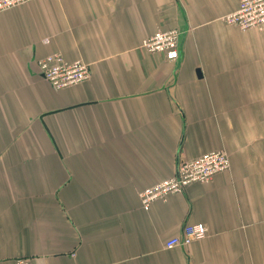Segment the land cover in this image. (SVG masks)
Here are the masks:
<instances>
[{"label":"crops","instance_id":"crops-1","mask_svg":"<svg viewBox=\"0 0 264 264\" xmlns=\"http://www.w3.org/2000/svg\"><path fill=\"white\" fill-rule=\"evenodd\" d=\"M238 0H33L0 14V264H264V28ZM178 29L179 58L142 41ZM90 78L61 90L37 61ZM223 150L230 168L138 194ZM186 224L207 235L167 249Z\"/></svg>","mask_w":264,"mask_h":264},{"label":"built area","instance_id":"built-area-1","mask_svg":"<svg viewBox=\"0 0 264 264\" xmlns=\"http://www.w3.org/2000/svg\"><path fill=\"white\" fill-rule=\"evenodd\" d=\"M33 0H0V14ZM222 21L235 26L242 31L264 28V0H238L237 8L222 17ZM182 32L178 29L158 31L142 41L141 47L152 54H161L167 61L173 62L179 58V41ZM37 67L44 80L56 90L65 89L86 82L90 78L88 64L81 60L68 62L58 53L50 54L37 61ZM230 168L228 155L223 151H211L200 157L177 164L172 177L163 179L138 194L145 211L152 203L164 200L172 194L183 193L185 188L194 183H206L218 173ZM207 235V229L202 224H186L181 235L168 239L167 249L177 246H187L194 240ZM10 264H38L31 258H17Z\"/></svg>","mask_w":264,"mask_h":264}]
</instances>
